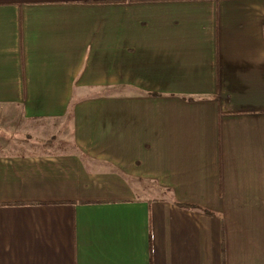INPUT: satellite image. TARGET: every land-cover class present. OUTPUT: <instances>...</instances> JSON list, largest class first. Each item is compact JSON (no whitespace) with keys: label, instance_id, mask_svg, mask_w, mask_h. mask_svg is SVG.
<instances>
[{"label":"crops","instance_id":"0c3cea01","mask_svg":"<svg viewBox=\"0 0 264 264\" xmlns=\"http://www.w3.org/2000/svg\"><path fill=\"white\" fill-rule=\"evenodd\" d=\"M0 131V264H264V0H0Z\"/></svg>","mask_w":264,"mask_h":264},{"label":"rangeland","instance_id":"374dc122","mask_svg":"<svg viewBox=\"0 0 264 264\" xmlns=\"http://www.w3.org/2000/svg\"><path fill=\"white\" fill-rule=\"evenodd\" d=\"M0 137H4V138H6V139H8L9 137H8V135H7V131H0ZM10 138H12L11 136H10ZM15 139H16V142H26V143H32V144H36V143H42V142H45V141H43V139H35L34 137H25L24 135L22 136V137H20V135H17L16 137H15ZM17 139H19V140H17ZM47 139H51V138H47ZM56 138H52L51 140H52V142H56V140H58L59 142L61 141H64V142H69V139H62V137H58L56 140H55ZM42 140V141H41ZM7 141V140H6Z\"/></svg>","mask_w":264,"mask_h":264},{"label":"trees","instance_id":"16d2710c","mask_svg":"<svg viewBox=\"0 0 264 264\" xmlns=\"http://www.w3.org/2000/svg\"><path fill=\"white\" fill-rule=\"evenodd\" d=\"M193 208V207H192Z\"/></svg>","mask_w":264,"mask_h":264}]
</instances>
